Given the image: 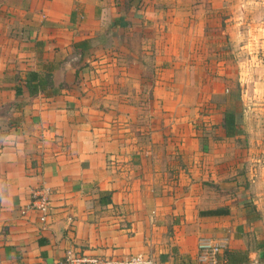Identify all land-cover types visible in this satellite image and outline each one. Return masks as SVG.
<instances>
[{
	"label": "crops",
	"instance_id": "obj_1",
	"mask_svg": "<svg viewBox=\"0 0 264 264\" xmlns=\"http://www.w3.org/2000/svg\"><path fill=\"white\" fill-rule=\"evenodd\" d=\"M235 33L264 59V0H0V264H64L68 249L198 264L207 237L225 238L221 264H264V127L228 136L202 107L225 72L219 34Z\"/></svg>",
	"mask_w": 264,
	"mask_h": 264
},
{
	"label": "rangeland",
	"instance_id": "obj_2",
	"mask_svg": "<svg viewBox=\"0 0 264 264\" xmlns=\"http://www.w3.org/2000/svg\"><path fill=\"white\" fill-rule=\"evenodd\" d=\"M168 9L169 8L165 9L166 17L172 16V14L171 15L167 14ZM235 10L238 11L239 9L236 8ZM135 28L138 30V32L140 31L139 33H141L144 30L138 28V26H135ZM132 29L133 28L131 27V30ZM253 29L254 28L252 25H246V30H248V32L250 30L253 31ZM131 30L126 27L122 29V31L127 36H128L127 32L130 33ZM225 35L226 37L224 36V38H220V34H219V41L218 44L216 45L218 47V50L220 51V54L218 55L216 54V55L217 58H219L220 62L224 61L225 63H228V66L227 64L223 63L222 66L224 67L225 72H221L220 74H218V78H219L218 80L211 78V83L213 82L212 84L213 86H211V88H209L208 90L212 98H209L206 105L204 104L202 107L208 113L210 111L213 113L215 112L216 114L218 113L224 114L225 112L228 111L233 112L237 121L236 125L240 129L242 128V126H246V129L247 127L257 128V129L264 127V85L262 86V90H261L262 98H259L258 94L253 93L258 80H262L264 82V59H260L258 55V51L253 53L252 60L249 57L250 54H247V50H246V56H243L242 54H239L237 52L238 50L241 49L240 46L243 44V42H245V40L242 38L241 33L239 35L238 33H235V37L234 36L230 37L228 34ZM111 42L114 43L113 40H111ZM117 43H119L122 46L126 45L127 48L129 47L140 48L143 41L141 42L140 40H133V42H131L130 40H127V42H125V40H122V41H117ZM161 43L162 41L160 39H153L150 45L151 47L153 46L160 47ZM174 43L172 40V46L174 45ZM184 43L188 46L189 49V47H192L195 44H197V41L192 40L189 42L187 41V43L186 42ZM207 43L210 49L209 46L210 43L209 42ZM247 43L248 42L246 41V44ZM191 44L193 45L191 46ZM192 49L194 48L192 47ZM183 61L189 63H195V57L192 55V57H188ZM245 62H246V68H245L246 70L244 71L245 73L243 74L242 73L243 68L241 66L245 64ZM247 62H250L251 64H247ZM260 64L262 66H260ZM235 68H237L238 70L237 72L234 71ZM208 77L210 79V76ZM211 77L215 78L216 76L211 75ZM241 77H245L246 81L239 80ZM132 90L133 89L130 87L123 88V95L125 97H129ZM184 93L185 90L182 91V94ZM193 100L197 101L196 98H194ZM251 101L255 103H252ZM247 105L250 107H247ZM142 106H144L143 111L147 110L148 105L146 103L143 104ZM251 112H253L254 114L252 115ZM247 144H248V137L246 135V145ZM248 189H249V185L246 184V191Z\"/></svg>",
	"mask_w": 264,
	"mask_h": 264
},
{
	"label": "built area",
	"instance_id": "obj_3",
	"mask_svg": "<svg viewBox=\"0 0 264 264\" xmlns=\"http://www.w3.org/2000/svg\"><path fill=\"white\" fill-rule=\"evenodd\" d=\"M30 207L36 210L43 222L50 212V189L44 184L30 191ZM225 249L224 237L200 238L197 242L198 264H221L219 256ZM64 264H158L144 254L128 256L86 255L68 249L65 251Z\"/></svg>",
	"mask_w": 264,
	"mask_h": 264
},
{
	"label": "trees",
	"instance_id": "obj_4",
	"mask_svg": "<svg viewBox=\"0 0 264 264\" xmlns=\"http://www.w3.org/2000/svg\"><path fill=\"white\" fill-rule=\"evenodd\" d=\"M35 79H37V83H35L34 85H32V87H30L31 93H35L37 91L39 84L41 83V81H43V77H38V75L34 72L27 73L26 80L28 82L35 80ZM236 123H237L236 117L233 114V112L228 111L223 114V128H224L226 135L231 136V135H236V134L241 133V130L240 128L237 127ZM224 257H226V259H229V260L232 258L240 259V257H243V255H241L240 253H235V252H232V253L225 252ZM244 257L241 258L240 261H245L246 258Z\"/></svg>",
	"mask_w": 264,
	"mask_h": 264
}]
</instances>
